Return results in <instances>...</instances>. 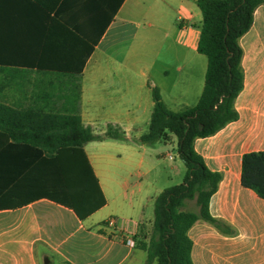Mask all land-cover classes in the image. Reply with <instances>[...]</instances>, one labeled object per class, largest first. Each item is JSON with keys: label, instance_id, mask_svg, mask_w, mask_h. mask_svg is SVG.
I'll use <instances>...</instances> for the list:
<instances>
[{"label": "crops", "instance_id": "obj_1", "mask_svg": "<svg viewBox=\"0 0 264 264\" xmlns=\"http://www.w3.org/2000/svg\"><path fill=\"white\" fill-rule=\"evenodd\" d=\"M201 23L194 0H0V105L19 112L0 129V145L6 136L7 144L28 146L30 121L73 112L94 135L111 125L136 142L141 122L149 124L151 87L174 112L198 102L207 66L197 52ZM262 29L260 5L239 39L237 119L194 141L205 166L220 174L208 204L220 224L197 220L188 230L192 264H264V199L240 182L242 156L264 151V47L244 48L241 39L254 46ZM110 141L118 140L82 146L105 205L83 221L47 199L0 210V264H146L133 236L149 234L153 218L136 210L118 223L102 212L121 187L101 167L98 151ZM150 185L144 200L153 203L165 188Z\"/></svg>", "mask_w": 264, "mask_h": 264}, {"label": "trees", "instance_id": "obj_2", "mask_svg": "<svg viewBox=\"0 0 264 264\" xmlns=\"http://www.w3.org/2000/svg\"><path fill=\"white\" fill-rule=\"evenodd\" d=\"M194 1L202 16L197 52L207 60L200 98L195 106L174 112L162 102L159 90L151 87L148 130L137 139L141 145H152L174 137L185 167L181 183L163 189L154 198L149 234L140 231L133 236L146 252V264H192L188 230L197 220L220 224L208 211L220 174L205 166L194 150V141L214 135L237 119L234 99L243 88L239 39L250 29L255 9L264 6V0ZM18 114L0 105V129L5 130L6 121ZM29 124L28 146L7 144L6 136L3 147L0 145V210L47 199L83 221L103 207L106 200L82 146L103 139L122 140L123 133L107 125L102 135H94L76 112ZM240 182L264 199V151L242 156ZM191 201L196 212L184 209Z\"/></svg>", "mask_w": 264, "mask_h": 264}, {"label": "rangeland", "instance_id": "obj_3", "mask_svg": "<svg viewBox=\"0 0 264 264\" xmlns=\"http://www.w3.org/2000/svg\"><path fill=\"white\" fill-rule=\"evenodd\" d=\"M260 39L251 44L248 36L241 39L244 48L264 47V29L261 30ZM140 127L144 133L148 129L147 122H141ZM175 140V139H174ZM111 145H103L98 151L101 160V167L108 180H113L114 186L119 190L115 191L113 199L104 209V214L111 213L113 219L118 223L134 217L136 210L144 212V220L153 218V203L145 201V195H151L154 185L167 188L181 183L185 167L179 159L176 151V143L156 142L152 145H141L137 141L122 139L117 142L110 141ZM175 167V169H173ZM179 167V169H178ZM124 192L135 206V210L128 208L124 198ZM120 193V194H118ZM143 203V209L140 206ZM196 206L193 201L189 202L185 209L194 211ZM130 225L129 223H127Z\"/></svg>", "mask_w": 264, "mask_h": 264}, {"label": "built area", "instance_id": "obj_4", "mask_svg": "<svg viewBox=\"0 0 264 264\" xmlns=\"http://www.w3.org/2000/svg\"><path fill=\"white\" fill-rule=\"evenodd\" d=\"M109 224H113V222H112V221H109ZM125 243H126V244H129L130 246H133V245H134L133 240H131V239H129V238L126 239Z\"/></svg>", "mask_w": 264, "mask_h": 264}, {"label": "water", "instance_id": "obj_5", "mask_svg": "<svg viewBox=\"0 0 264 264\" xmlns=\"http://www.w3.org/2000/svg\"><path fill=\"white\" fill-rule=\"evenodd\" d=\"M46 264V263H45Z\"/></svg>", "mask_w": 264, "mask_h": 264}]
</instances>
